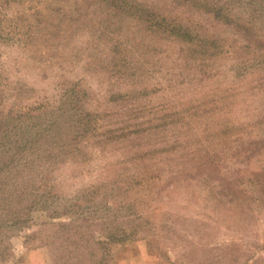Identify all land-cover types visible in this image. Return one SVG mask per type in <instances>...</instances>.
<instances>
[{"label":"rangeland","instance_id":"1","mask_svg":"<svg viewBox=\"0 0 264 264\" xmlns=\"http://www.w3.org/2000/svg\"><path fill=\"white\" fill-rule=\"evenodd\" d=\"M144 1L201 46L96 0L51 13L48 0H0V264H93L60 241L76 203L105 264H264V12L251 7L248 33ZM63 93L84 95L97 130L11 170L7 148L37 152Z\"/></svg>","mask_w":264,"mask_h":264},{"label":"trees","instance_id":"2","mask_svg":"<svg viewBox=\"0 0 264 264\" xmlns=\"http://www.w3.org/2000/svg\"><path fill=\"white\" fill-rule=\"evenodd\" d=\"M58 0H48V6L51 7ZM65 1V0H64ZM178 5H182L185 7H197L202 10L203 13L213 15L215 19H219V22H223L228 24V22L234 25L245 26L246 30H249L248 33L253 32L250 31V28L246 26L245 19L250 16L251 7L257 8L258 12L263 13L264 7L263 0H174ZM63 2V1H62ZM96 2L101 7H105V9L111 10V14L113 17H125L131 19H138L140 21H144L146 24L150 25L152 28L157 27L158 31L168 34L173 40H177L183 44H191L194 47H200L201 42L197 40L198 35L187 27L184 23L175 18L169 19L167 14H169V10L165 8H156L155 5L151 2H143V0H96ZM230 2V3H229ZM242 9H247L244 13L240 14ZM52 7L50 8L49 13H51ZM184 22V21H183ZM253 30V29H252ZM206 39L202 47H205L207 43L212 46L214 43L208 42ZM218 46V45H217ZM216 45L213 46L216 49H219ZM206 49V48H205ZM227 48L221 47V50L218 52H204V55L207 59V55L209 58L216 57L222 54V52H227ZM197 51V50H196ZM201 52V51H198ZM206 59V60H207ZM201 62V61H200ZM260 64V62H257ZM252 63V64H257ZM86 96V95H85ZM84 97V95H83ZM83 97L80 96V93H63L60 97H58L55 101L56 111L48 115V135L52 136L49 139L43 140L41 146H37L35 149L37 152L33 153V149H28L25 152L20 149L19 145H12L14 147L7 148L8 158L6 162H9V168L11 170L18 169L22 170V167L30 168V163H39L40 166H44L43 163L45 160L56 161L57 158H62L64 155H54L49 153L50 149L58 148L62 150V145L71 147L74 141L78 142L80 138H84L85 136L95 132L97 127L92 123L91 120L96 117L91 113L83 114V110L86 108L82 103ZM51 118V119H49ZM77 134V138L69 140L70 137L67 135ZM94 134V133H93ZM92 134V135H93ZM85 135V136H84ZM59 143V144H58ZM49 147V148H48ZM63 154V153H62ZM25 155L26 158L24 164H20V156ZM34 156V157H33ZM54 158V159H53ZM23 160V159H21ZM44 160V161H43ZM74 209L67 213L70 217V221L65 222L61 226L65 227L68 232L62 233L63 238L60 241H72L74 245L80 247L82 245L86 246V254L90 257V262L93 264H105L106 259L103 261L104 257L107 255L102 250H96L95 245L99 242L92 237V231L85 227L84 223H79L80 215L82 211H80V204H74ZM61 214V213H60ZM64 214V213H62ZM60 216V215H59ZM56 218V217H54ZM70 229V230H69ZM87 233L88 237L83 240L84 234ZM77 233V235H76ZM79 233V234H78ZM86 236V235H85ZM119 241V240H118ZM65 243V242H64ZM89 247V248H88ZM85 254V253H84ZM104 256L100 259L101 256ZM72 258V257H71ZM95 258V259H94ZM89 262V263H90Z\"/></svg>","mask_w":264,"mask_h":264}]
</instances>
